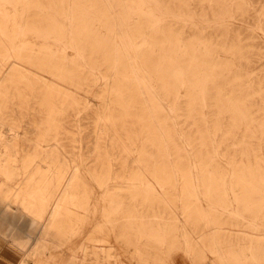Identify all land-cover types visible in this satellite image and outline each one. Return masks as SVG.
Returning a JSON list of instances; mask_svg holds the SVG:
<instances>
[{
	"label": "rangeland",
	"instance_id": "rangeland-1",
	"mask_svg": "<svg viewBox=\"0 0 264 264\" xmlns=\"http://www.w3.org/2000/svg\"><path fill=\"white\" fill-rule=\"evenodd\" d=\"M0 264H264V0H0Z\"/></svg>",
	"mask_w": 264,
	"mask_h": 264
},
{
	"label": "bare ground",
	"instance_id": "bare-ground-1",
	"mask_svg": "<svg viewBox=\"0 0 264 264\" xmlns=\"http://www.w3.org/2000/svg\"><path fill=\"white\" fill-rule=\"evenodd\" d=\"M125 39H126V38H125ZM71 259H72V258H71ZM70 261H71V260H70ZM70 261H69V262H70Z\"/></svg>",
	"mask_w": 264,
	"mask_h": 264
}]
</instances>
